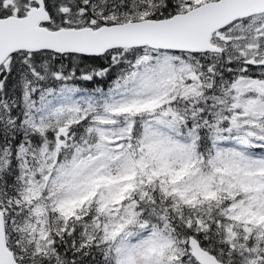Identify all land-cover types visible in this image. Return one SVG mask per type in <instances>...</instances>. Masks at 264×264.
Returning a JSON list of instances; mask_svg holds the SVG:
<instances>
[{
  "label": "snow or ice",
  "instance_id": "6c2138e0",
  "mask_svg": "<svg viewBox=\"0 0 264 264\" xmlns=\"http://www.w3.org/2000/svg\"><path fill=\"white\" fill-rule=\"evenodd\" d=\"M0 264H264V0H0Z\"/></svg>",
  "mask_w": 264,
  "mask_h": 264
}]
</instances>
